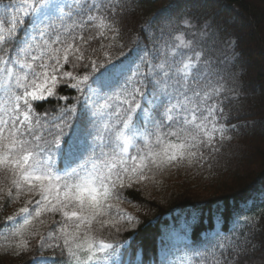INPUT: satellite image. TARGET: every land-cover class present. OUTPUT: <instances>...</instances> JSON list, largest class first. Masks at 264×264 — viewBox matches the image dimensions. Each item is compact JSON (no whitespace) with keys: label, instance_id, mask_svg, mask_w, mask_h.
<instances>
[{"label":"snow or ice","instance_id":"6c2138e0","mask_svg":"<svg viewBox=\"0 0 264 264\" xmlns=\"http://www.w3.org/2000/svg\"><path fill=\"white\" fill-rule=\"evenodd\" d=\"M101 8L97 0H0V208L5 198L15 203L28 197L6 218L12 227L5 239L20 238L15 246L26 250L24 233L33 228L29 234L44 241L39 229L46 221L41 217L58 213L62 220L48 236L62 239L69 264H123L121 245L95 235L105 230L111 235L112 229L119 233L136 219L120 206L131 203L123 190L153 182L167 168L192 166L203 160L202 149L219 150L217 133L221 140L227 138L224 125H218L219 105L208 103L220 89L202 92L198 87L210 75L199 70L202 53L176 51L193 49L192 41L178 36L173 48L161 32V47L169 57L180 56L175 61L179 66L167 59L158 64L145 59L147 72L140 73L137 66L129 75V64L114 63L107 51L105 63L91 58V41L108 40L109 33L115 40L119 33ZM86 30L95 33L85 38ZM78 67L91 71L79 75ZM99 68L104 70L95 75ZM149 77L156 89L152 99L145 91ZM61 84L79 93L87 90L92 130L86 134L77 126L64 139L65 128L77 116L74 104L60 106L55 116L37 112L50 99H68L56 91ZM89 147L93 155L82 158ZM228 246L221 243L219 248ZM233 248L237 255L245 251ZM167 255L161 264H176ZM179 264H193V258L183 257Z\"/></svg>","mask_w":264,"mask_h":264},{"label":"trees","instance_id":"16d2710c","mask_svg":"<svg viewBox=\"0 0 264 264\" xmlns=\"http://www.w3.org/2000/svg\"><path fill=\"white\" fill-rule=\"evenodd\" d=\"M97 2L102 5L100 14L106 15L119 33L115 40L109 33L108 40L91 41V58L105 63L104 52L107 51L114 63L121 60L129 63V75L137 66L140 73H146L145 59L153 64L167 59L174 68L179 66L175 61L180 56L169 57L167 48L161 47V32L173 48L179 43L178 36L192 41L193 49L176 51L193 56L194 51L202 53L199 70L210 75L201 80L198 87L202 92L220 89L208 103L219 105L218 125H224L227 138L221 140L217 133L215 148L219 150L202 149L203 160L192 166L185 163L167 168L157 172L153 182L145 181L143 185L124 189L126 200L131 203L120 206L136 219L131 225L123 226L119 233L112 229L111 235L109 230L95 235L121 245L123 264L129 261L131 264H161L160 258L165 253L167 258H176L181 251L172 252L171 241L166 240L179 229L181 233L179 230L177 235L191 246L184 254L195 257L196 264H264V191H260L264 189V0ZM94 33L95 30H86L83 35L87 38ZM101 43L105 44V49L100 48ZM109 43L111 47H107ZM92 49L96 51L93 53ZM65 70L73 71L70 65H65ZM103 70L99 68L95 75ZM89 71L90 67L75 69L79 75ZM151 80V77L144 80L146 92L156 90ZM56 91L68 99H50L36 110L55 116L60 106L76 105L77 116L65 128L64 139H67L75 131L71 128L85 118L82 101L87 90L79 93L61 84ZM188 94L191 95V91ZM253 193L259 196L254 199ZM27 198L21 197L15 203L4 199L0 208L1 232L7 226L6 218L22 207ZM248 200H253L252 205L243 212L239 210V204ZM41 219L46 221L39 229L44 241H40L39 236H31L29 233L35 229L29 228L22 237L27 241L26 250L16 248L20 238L5 239L9 232L3 233L0 264H34L40 256L51 258L50 264H69L70 258L62 251V239L48 236L50 230L56 233L62 217L49 213ZM221 243L229 245L226 250L219 248ZM233 246L245 251L237 255L238 249L234 251Z\"/></svg>","mask_w":264,"mask_h":264},{"label":"rangeland","instance_id":"374dc122","mask_svg":"<svg viewBox=\"0 0 264 264\" xmlns=\"http://www.w3.org/2000/svg\"><path fill=\"white\" fill-rule=\"evenodd\" d=\"M181 37H182V36H181ZM182 38H183V37H182ZM183 39H184V38H183ZM184 40H185V39H184ZM178 41H179V40H178ZM149 93H150V96H152V93H153V92L150 91Z\"/></svg>","mask_w":264,"mask_h":264}]
</instances>
